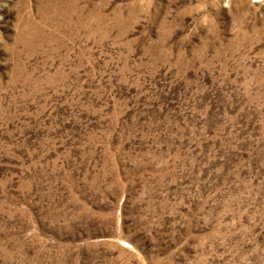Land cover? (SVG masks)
Wrapping results in <instances>:
<instances>
[{"label": "rangeland", "instance_id": "374dc122", "mask_svg": "<svg viewBox=\"0 0 264 264\" xmlns=\"http://www.w3.org/2000/svg\"><path fill=\"white\" fill-rule=\"evenodd\" d=\"M0 264H264V0H0Z\"/></svg>", "mask_w": 264, "mask_h": 264}]
</instances>
